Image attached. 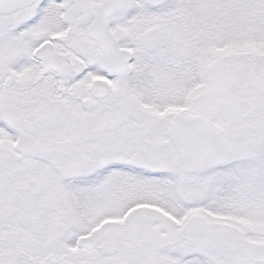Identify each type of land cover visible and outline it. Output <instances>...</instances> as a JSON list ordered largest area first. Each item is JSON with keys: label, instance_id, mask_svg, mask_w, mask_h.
<instances>
[{"label": "snow or ice", "instance_id": "1", "mask_svg": "<svg viewBox=\"0 0 264 264\" xmlns=\"http://www.w3.org/2000/svg\"><path fill=\"white\" fill-rule=\"evenodd\" d=\"M0 264H264V0H0Z\"/></svg>", "mask_w": 264, "mask_h": 264}]
</instances>
